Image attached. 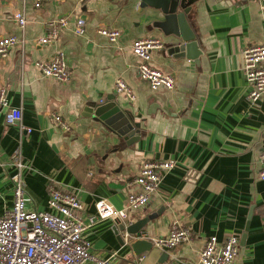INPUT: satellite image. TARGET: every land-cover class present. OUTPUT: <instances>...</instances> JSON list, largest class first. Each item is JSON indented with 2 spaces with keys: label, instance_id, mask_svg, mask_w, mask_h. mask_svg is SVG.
Here are the masks:
<instances>
[{
  "label": "crops",
  "instance_id": "obj_1",
  "mask_svg": "<svg viewBox=\"0 0 264 264\" xmlns=\"http://www.w3.org/2000/svg\"><path fill=\"white\" fill-rule=\"evenodd\" d=\"M263 4H196L188 15L202 51L195 59L169 52L170 37L155 26L162 14L140 0H0V37L19 39L6 57L0 56V89L6 88L12 106L23 111L22 125H13L0 110V215L13 207L17 148L28 165L23 172L27 208L53 211L48 199L56 186L83 201L85 222L97 213L100 199L126 209L129 193L141 190L133 180L146 161L174 159L176 166L164 173L147 205L128 210L124 218L98 219L84 230L92 252L113 264H200V252L212 236L223 242L234 234L239 252L232 264H264V179L259 176L264 97L257 103L247 98L242 54L264 43ZM18 10L27 19L23 27L14 16ZM62 16L70 25L41 43L47 22ZM78 17L87 22L82 35L74 30ZM101 26L120 30L118 40L100 34ZM143 37L163 41L152 62L174 77L173 88L152 89L139 75L132 44ZM58 51L67 59V81L43 75L36 65ZM120 77L135 99L115 90ZM106 103L134 115L141 123L140 138L127 143L86 112ZM55 113L72 131L61 129ZM144 217L150 220L140 238L166 237L175 223L188 227L192 237L175 248L153 245L137 255L131 243L139 237L118 231L116 220L128 225Z\"/></svg>",
  "mask_w": 264,
  "mask_h": 264
},
{
  "label": "built area",
  "instance_id": "obj_2",
  "mask_svg": "<svg viewBox=\"0 0 264 264\" xmlns=\"http://www.w3.org/2000/svg\"><path fill=\"white\" fill-rule=\"evenodd\" d=\"M38 5V4H37ZM264 9V4L262 5ZM20 26H25L27 19L20 10L14 13ZM86 19L78 17L75 32L82 35L86 31ZM47 35L41 37V43L55 39L60 31L70 25L68 17H56L47 22ZM99 33L115 42L121 35L118 29L101 26ZM19 39L16 35L0 37V56L6 57L11 46ZM164 46L157 37H143L134 40L132 48L140 61L137 65L139 75L149 82L152 89L161 86L173 88L174 77L154 66L153 52ZM243 70L250 87L247 98L257 103L264 97V43L250 45L243 49ZM43 75L67 81L70 70L63 51H58L49 60L37 61ZM115 90L135 99L131 86L123 78H118ZM0 110L6 113L8 124L22 125L23 111L21 107L12 106L7 89H0ZM55 122L64 131H72L71 124L59 114H54ZM31 132V128H27ZM12 164L17 172L12 175L14 186L13 207L0 215V264H113L109 259H102L92 252V243L84 237V230L94 225L98 219L124 218L128 210H137L150 201L152 194L159 188L163 175L176 166L174 159L164 161H146L133 182L141 186L139 191H131L127 198L126 209L116 208L105 199L96 202V214L88 217V222L80 215L84 203L72 191L52 186L48 204L53 211H38L27 208V190L23 172L28 168L17 148L12 155ZM261 179H264V152L261 154ZM141 237V235H140ZM192 231L175 223L166 237L152 239L160 248H175L190 240ZM239 252V236L231 235L219 242L212 236L200 252V264H232ZM113 253L112 255H114Z\"/></svg>",
  "mask_w": 264,
  "mask_h": 264
},
{
  "label": "water",
  "instance_id": "obj_3",
  "mask_svg": "<svg viewBox=\"0 0 264 264\" xmlns=\"http://www.w3.org/2000/svg\"><path fill=\"white\" fill-rule=\"evenodd\" d=\"M201 0H140L141 6H151L162 14V18L155 21V26L162 29L167 37H170L172 45L169 52L175 56H187L197 58L201 54L198 40L189 24L188 15L194 6ZM94 119L104 123L127 143L140 138V125L134 115L127 110L120 109L118 105L106 103L91 106L86 109ZM150 217H144L128 225L121 219H117V230L125 232L126 236L137 235L139 238L131 243V247L137 255L150 251L154 245L150 239L140 238L142 229L147 225ZM168 256L167 253L163 257Z\"/></svg>",
  "mask_w": 264,
  "mask_h": 264
},
{
  "label": "rangeland",
  "instance_id": "obj_4",
  "mask_svg": "<svg viewBox=\"0 0 264 264\" xmlns=\"http://www.w3.org/2000/svg\"><path fill=\"white\" fill-rule=\"evenodd\" d=\"M25 171H27V169H25ZM23 175H24V173H23ZM95 212H96V210H95ZM95 212H94V213H95Z\"/></svg>",
  "mask_w": 264,
  "mask_h": 264
}]
</instances>
